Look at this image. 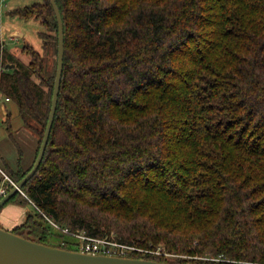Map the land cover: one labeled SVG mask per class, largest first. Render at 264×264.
Here are the masks:
<instances>
[{"label":"trees","instance_id":"obj_1","mask_svg":"<svg viewBox=\"0 0 264 264\" xmlns=\"http://www.w3.org/2000/svg\"><path fill=\"white\" fill-rule=\"evenodd\" d=\"M55 1L64 34L56 112L24 195L0 208L34 211L7 231L77 249L44 214L133 246L129 258L264 264V0ZM8 13L42 27V52L25 44L24 59L0 41V99L16 105L37 142L23 168L6 116L18 152L6 174L17 183L48 121L58 27L49 0Z\"/></svg>","mask_w":264,"mask_h":264},{"label":"water","instance_id":"obj_2","mask_svg":"<svg viewBox=\"0 0 264 264\" xmlns=\"http://www.w3.org/2000/svg\"><path fill=\"white\" fill-rule=\"evenodd\" d=\"M54 12L57 27V67L53 85L51 107L46 124L43 139L38 149L37 156L31 169L26 175L18 181L9 192L0 198V208H2L9 199L17 192H21L22 187L37 172L48 143L54 116L56 112L58 95L60 90L63 57H64V34L63 22L55 0H49ZM22 47L23 45L20 44ZM8 67L12 68L13 65ZM0 264H174L159 262L143 258H129L118 256H104L95 254H86L79 251L67 250L55 246L40 244L24 237L16 235L0 227Z\"/></svg>","mask_w":264,"mask_h":264},{"label":"rangeland","instance_id":"obj_3","mask_svg":"<svg viewBox=\"0 0 264 264\" xmlns=\"http://www.w3.org/2000/svg\"><path fill=\"white\" fill-rule=\"evenodd\" d=\"M36 2H41V0H0V41L2 42L4 47L8 49L9 52L19 57L22 56L23 59L25 57L21 53V49L25 44H30L35 50L42 52L41 41L38 37V32L42 27L35 20H22L18 17L10 16L8 12L12 9L24 7ZM20 44H22L23 46L21 47ZM8 114L10 115V124L14 130L13 133L16 135L17 139L20 140V148L22 151V155L24 154L25 156L24 163H26L28 156L27 151L32 144L31 139H33L34 141L33 146L35 144V149L37 146L36 139L32 134H30L22 127V121L18 114L16 105L13 102L5 101V99L3 98L0 99V155L3 151L4 155L2 156H4V162L8 165H12L15 158H18V152L16 151L17 148L16 146H13L14 143L11 142V138L6 129V124L4 123ZM34 152L32 158L34 157ZM15 163L16 161L14 162V164ZM0 167L2 168L1 164ZM7 186V190L12 187L11 184H8ZM7 190L5 189V192ZM21 194L24 195L23 193ZM22 205L25 210H28L30 213L34 211L32 205L28 203ZM55 239L56 236H53L50 241L55 242ZM141 251L142 254H149L155 259L164 258L169 261L192 260L186 255H174L161 249H141ZM194 260L197 261L200 259L198 256H195Z\"/></svg>","mask_w":264,"mask_h":264},{"label":"built area","instance_id":"obj_4","mask_svg":"<svg viewBox=\"0 0 264 264\" xmlns=\"http://www.w3.org/2000/svg\"><path fill=\"white\" fill-rule=\"evenodd\" d=\"M8 101V99H6ZM5 180L12 185L15 183L5 176ZM5 189L0 190V197L5 194ZM22 193V192H20ZM44 218L48 224H50L56 230L62 232L65 235L71 236L78 241V248L73 249V251H79L86 254L104 255V256H118L125 257L130 251L137 250L133 246L119 243L114 240V237L104 236V237H92L85 235L81 232H72L67 227H60L53 219L49 216L44 215Z\"/></svg>","mask_w":264,"mask_h":264},{"label":"crops","instance_id":"obj_5","mask_svg":"<svg viewBox=\"0 0 264 264\" xmlns=\"http://www.w3.org/2000/svg\"><path fill=\"white\" fill-rule=\"evenodd\" d=\"M14 132V130H13ZM13 137L15 138L16 142L19 144L20 146V140L17 139L16 135L13 133ZM32 144L31 147L28 149L27 151V161L26 163H24V154L22 155V161H21V166L23 168H27L32 161V155L33 152L35 150V144L33 146V139H31ZM12 142V141H11ZM13 143V142H12ZM13 145V144H12ZM15 146V145H13ZM15 148V147H14ZM17 151V150H16ZM4 152H1L0 155V164L2 165V168L0 167V190L1 189H5L4 188V184L7 182L5 180V176L8 177V175L6 174V172L8 170L15 172L17 169V159L15 158L14 162L16 161V163L11 165H8L7 163L4 162ZM26 155V153H25ZM28 210H25L24 207H21L19 205L16 204H8L5 208H3V210L0 212V227L6 230H10L12 228H14L15 226L19 225V223H21L25 217V213Z\"/></svg>","mask_w":264,"mask_h":264}]
</instances>
